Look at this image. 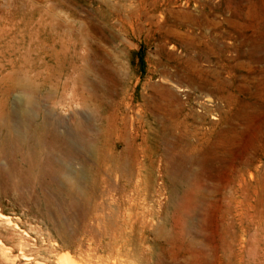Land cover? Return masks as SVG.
I'll use <instances>...</instances> for the list:
<instances>
[{"label":"rangeland","instance_id":"rangeland-1","mask_svg":"<svg viewBox=\"0 0 264 264\" xmlns=\"http://www.w3.org/2000/svg\"><path fill=\"white\" fill-rule=\"evenodd\" d=\"M7 76L0 264H216L175 244L199 173L183 246L264 264V0H0Z\"/></svg>","mask_w":264,"mask_h":264},{"label":"bare ground","instance_id":"bare-ground-1","mask_svg":"<svg viewBox=\"0 0 264 264\" xmlns=\"http://www.w3.org/2000/svg\"><path fill=\"white\" fill-rule=\"evenodd\" d=\"M261 5V4H260ZM211 9V8H210ZM4 14V13H3ZM209 14H211V12H209ZM3 21V20H2ZM212 23V22H211ZM214 25V22L212 23ZM212 26V25H211ZM5 27V26H4ZM5 39V38H4ZM73 39V38H72ZM16 40V39H15ZM17 44V43H16ZM46 55V54H45ZM11 56V55H10ZM44 56V55H43ZM47 56V55H46ZM55 56V55H54ZM78 70V69H77ZM18 72V71H17ZM80 72V71H79ZM25 73V72H24ZM77 73V72H76ZM18 75V74H17ZM77 75V74H76ZM19 76V75H18ZM25 77V75H24ZM78 77V76H77ZM18 78V77H17ZM80 79V78H79ZM9 80H11L10 76H7V77H3L1 80H0V83H7ZM23 80V79H22ZM46 80V79H45ZM67 80V79H66ZM21 80H17V81H11V84L10 86L4 91V92H0V95H1V98H0V107H5V105L8 103V100H9V97H11L12 93L11 91H14V90H18L20 89V86L22 87V84L20 82ZM37 84V83H36ZM25 90V89H24ZM27 90V89H26ZM91 93V92H90ZM25 94V93H24ZM21 95V94H19ZM86 95V94H85ZM22 96V95H21ZM164 97V96H163ZM20 100V99H19ZM82 101V100H81ZM207 102V101H206ZM32 100L30 99H25V100H20L18 101V106H19V112L23 115V116H28L30 117V112H31V107L34 106V103H32ZM60 105V104H59ZM82 106H85V101H82ZM92 108V107H91ZM34 110V109H33ZM19 115V114H18ZM20 116V115H19ZM51 118V117H50ZM1 123V122H0ZM63 123V122H62ZM1 127V126H0ZM26 129V128H25ZM6 130L15 138H20L21 139V136L20 134L16 131V129L12 126H6ZM26 131V130H25ZM103 132V131H101ZM24 133V132H23ZM24 136V134H23ZM77 137V136H76ZM100 137V136H99ZM101 138V137H100ZM99 138V139H100ZM102 139V138H101ZM105 139V138H104ZM109 141V140H108ZM9 143V142H8ZM111 145V144H110ZM102 146V145H101ZM106 146V145H105ZM74 148V147H73ZM50 155V154H49ZM25 162H27L29 164V161L28 159L24 158ZM29 167H30V164H29ZM54 168V167H53ZM52 168V169H53ZM30 170V168H29ZM198 176V179L200 180H195L194 183H192L193 186L188 185L186 187V189L184 190L183 194H182V199H181V203L182 205L180 206V208L178 209L177 211V216H175L173 219H172V223L175 228H180L181 232L176 234V242L175 244L178 245L179 249L180 248H184L185 250L191 252V254L193 255H199V256H203L205 255V258L208 259V260H215L216 264H220L221 263V259H225L223 256H220L218 253L220 251V249L222 248L221 246H223L224 248H226L227 250H230L229 247L224 244L225 243V240L223 238H220L218 240V242H216L214 239L213 240H209V238H206V240L208 239L209 241H206L204 244L205 248H206V251L207 253L204 252L203 250V245L201 243H198V242H190L188 243L187 245H185V247L183 246V241L184 238H185V232H184V229L186 227V224L189 223L187 222L186 219H183L181 218V216L186 213L187 211H189L191 208H194L193 206L197 203V199L200 197L198 195L199 192H202L203 190H197V187L198 188H203L204 187V184L202 183L203 182V178L201 176V174L199 173ZM2 178V177H1ZM21 180V179H20ZM5 181V179H4ZM34 181V180H33ZM187 183H191L192 181L190 180H186ZM202 181V182H201ZM206 185V183H205ZM2 187V186H1ZM193 187V189H192ZM205 189V188H204ZM203 193V192H202ZM206 194V193H205ZM207 195V194H206ZM203 198V204L206 203V196L203 195L201 196ZM200 197V199H201ZM198 205V204H197ZM200 205V204H199ZM200 208V207H199ZM192 215V214H191ZM220 226V225H219ZM176 230V229H175ZM260 238L261 236H257L255 237V249H252L254 250V253H253V259H254V264H262L261 263V258L260 255H259V246H260ZM254 239V238H253ZM262 242V241H261ZM221 245V246H220ZM173 247H176V246H173ZM261 251V250H260ZM221 259H220V258ZM252 257V256H251ZM239 258V257H238ZM258 259V261H257ZM240 261V260H239ZM70 264V263H69ZM194 264H198L197 262H194Z\"/></svg>","mask_w":264,"mask_h":264}]
</instances>
